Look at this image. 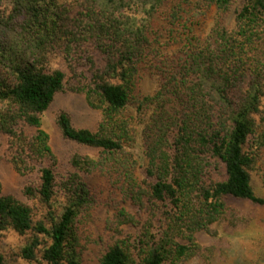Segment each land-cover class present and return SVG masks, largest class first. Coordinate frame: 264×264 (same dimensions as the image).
Wrapping results in <instances>:
<instances>
[{
    "label": "trees",
    "instance_id": "1",
    "mask_svg": "<svg viewBox=\"0 0 264 264\" xmlns=\"http://www.w3.org/2000/svg\"><path fill=\"white\" fill-rule=\"evenodd\" d=\"M12 1L23 20L0 40L11 64L0 71V160L35 178L26 195L61 202L35 222L0 181V233H33L19 258L36 260L45 241L48 264H84L86 224L103 207L98 264H188L232 202L264 208V0ZM62 92L102 113L95 130L58 116L64 139L96 152L65 170L43 129Z\"/></svg>",
    "mask_w": 264,
    "mask_h": 264
},
{
    "label": "rangeland",
    "instance_id": "2",
    "mask_svg": "<svg viewBox=\"0 0 264 264\" xmlns=\"http://www.w3.org/2000/svg\"><path fill=\"white\" fill-rule=\"evenodd\" d=\"M0 5V9L6 11V20L10 21L9 26L5 25L4 20L0 25V40L2 43H6L10 37L15 35L11 28L16 32L21 31L20 25L23 16L18 15L12 0H0ZM213 15L212 13L205 20L203 30H209L213 26ZM234 24L235 14L232 13L229 16L228 26L233 27ZM0 71L11 73V64L8 60L2 59ZM154 84V81L149 82L147 88H153ZM7 108L6 103L0 102V110ZM62 112L71 116L72 122L77 128L92 130L98 127L102 120V113L100 110H94L88 106L85 95L62 92L55 97L50 108L43 115V129L50 135L52 149L59 156L62 170H65L71 155L78 152L94 155L96 152L64 139L57 125V118ZM4 144V138L0 137V157L3 155ZM258 178V190L264 194V181L260 176ZM0 181L4 184L7 193L14 194L31 207L35 222L49 223V214L51 212L57 214L61 210L59 199L44 203L36 193L32 196L26 195V189L32 185L35 178L21 177L3 160H0ZM90 181L91 184L96 185L100 179L95 175L90 178ZM230 208L231 212H229L227 222L215 226L211 233L201 235L200 242L206 251L204 256L198 257L188 264H264V208L239 201L232 202ZM107 213L106 208H97L93 221L90 220L86 224L87 242L83 243L81 251L84 264H98L104 252L102 245L97 243V235L101 230V224H104ZM32 236L31 232L19 235L12 230L0 233V254L3 255L7 263L48 264L43 259L42 252L45 241L37 253L36 260L27 262L19 258V253Z\"/></svg>",
    "mask_w": 264,
    "mask_h": 264
}]
</instances>
